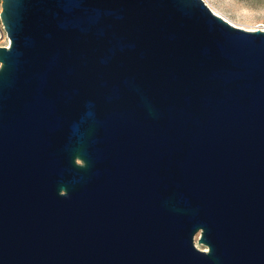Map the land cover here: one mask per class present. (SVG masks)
Masks as SVG:
<instances>
[{
    "label": "water",
    "instance_id": "water-1",
    "mask_svg": "<svg viewBox=\"0 0 264 264\" xmlns=\"http://www.w3.org/2000/svg\"><path fill=\"white\" fill-rule=\"evenodd\" d=\"M1 7L0 264H264V30L203 0Z\"/></svg>",
    "mask_w": 264,
    "mask_h": 264
},
{
    "label": "rangeland",
    "instance_id": "rangeland-1",
    "mask_svg": "<svg viewBox=\"0 0 264 264\" xmlns=\"http://www.w3.org/2000/svg\"><path fill=\"white\" fill-rule=\"evenodd\" d=\"M208 7L232 25L247 29H264V0H205ZM0 44L3 41L0 40ZM195 237V242H197ZM200 249L203 245L196 244Z\"/></svg>",
    "mask_w": 264,
    "mask_h": 264
},
{
    "label": "built area",
    "instance_id": "built-area-1",
    "mask_svg": "<svg viewBox=\"0 0 264 264\" xmlns=\"http://www.w3.org/2000/svg\"><path fill=\"white\" fill-rule=\"evenodd\" d=\"M203 1H205V0H203ZM1 3H2V0H0V13L3 10L1 7ZM260 30H264V29H260ZM0 40L3 41V44H0V46L8 47L10 41L7 37L6 31L4 29V25H3L2 20H1V17H0Z\"/></svg>",
    "mask_w": 264,
    "mask_h": 264
}]
</instances>
